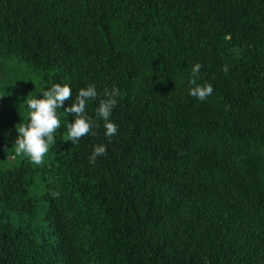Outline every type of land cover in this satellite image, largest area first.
Here are the masks:
<instances>
[{"label": "trees", "instance_id": "1", "mask_svg": "<svg viewBox=\"0 0 264 264\" xmlns=\"http://www.w3.org/2000/svg\"><path fill=\"white\" fill-rule=\"evenodd\" d=\"M54 83L94 85L98 127L72 145L58 109L36 165L14 141ZM0 264H264V0H0Z\"/></svg>", "mask_w": 264, "mask_h": 264}, {"label": "clouds", "instance_id": "2", "mask_svg": "<svg viewBox=\"0 0 264 264\" xmlns=\"http://www.w3.org/2000/svg\"><path fill=\"white\" fill-rule=\"evenodd\" d=\"M201 65L195 64L191 69L192 77L189 81L191 87L189 95L203 102L213 94L214 88L211 84H197ZM227 68L224 71L227 72ZM72 89L69 85L59 83L52 84L51 87L42 91L41 99H26L24 102L29 109V122L20 125L15 142V152L17 155L26 154L30 157L31 162L41 165L44 155L49 151V145L55 144L54 132L60 128L61 122L57 118V110L63 109L66 114H73L74 123H68V141L72 145L78 144L82 137L89 134L95 136L96 132L92 131L93 127H98L87 115L86 107L89 100H96L98 93L94 85L80 88L75 96L74 102L70 107L65 108L64 104L72 97ZM106 99H100L96 109L97 117L103 119L104 135L112 137L117 134L118 126L108 122L113 109L117 105L116 97L119 96V89L115 86L111 90H105ZM107 154L105 145H96L93 149L89 162L95 164L98 157ZM53 198H58L59 193H51Z\"/></svg>", "mask_w": 264, "mask_h": 264}]
</instances>
